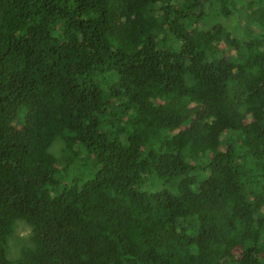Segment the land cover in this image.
<instances>
[{
  "label": "trees",
  "instance_id": "trees-1",
  "mask_svg": "<svg viewBox=\"0 0 264 264\" xmlns=\"http://www.w3.org/2000/svg\"><path fill=\"white\" fill-rule=\"evenodd\" d=\"M0 264H264V0H0Z\"/></svg>",
  "mask_w": 264,
  "mask_h": 264
},
{
  "label": "rangeland",
  "instance_id": "rangeland-1",
  "mask_svg": "<svg viewBox=\"0 0 264 264\" xmlns=\"http://www.w3.org/2000/svg\"><path fill=\"white\" fill-rule=\"evenodd\" d=\"M242 22H243V19L240 20L239 24L241 25ZM225 24H226V26L228 28H232L234 26V22H228V23H225ZM239 33H240V31L235 29V34L238 35ZM61 146H62V141L61 140H57L53 144V146L51 147L52 152L58 154V152L61 149ZM29 231H30V226L27 223H23V222H19L18 223L17 233L19 235L27 236L29 234ZM11 240H12V237L9 239V242H11V245H12V248L10 249V252H9V247H8V257L9 258H12V256L15 257V255L17 254V252L15 251L14 245L12 244ZM9 242H8V244H9Z\"/></svg>",
  "mask_w": 264,
  "mask_h": 264
},
{
  "label": "clouds",
  "instance_id": "clouds-1",
  "mask_svg": "<svg viewBox=\"0 0 264 264\" xmlns=\"http://www.w3.org/2000/svg\"><path fill=\"white\" fill-rule=\"evenodd\" d=\"M57 140H60L59 138H57L54 142H53V144L57 141ZM53 144H52V146H53ZM51 146V147H52ZM62 147V146H61ZM23 223H26L25 221H22Z\"/></svg>",
  "mask_w": 264,
  "mask_h": 264
}]
</instances>
